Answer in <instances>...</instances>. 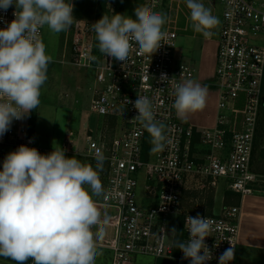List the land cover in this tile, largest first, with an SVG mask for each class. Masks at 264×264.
I'll use <instances>...</instances> for the list:
<instances>
[{"label":"built area","instance_id":"2783aa9c","mask_svg":"<svg viewBox=\"0 0 264 264\" xmlns=\"http://www.w3.org/2000/svg\"><path fill=\"white\" fill-rule=\"evenodd\" d=\"M141 1L142 6L165 15L167 42L174 47L162 42L150 58L141 54L139 46L132 42L127 60L120 62L99 51L92 28L98 20L76 23L71 60L79 68L95 70L90 112L103 117V124L97 134L91 130L85 135L81 150L72 132L67 133L61 148L65 153H79L94 161L97 150L105 157L107 181L96 206L101 220L107 218L108 223L100 225L104 235L97 240V245L112 251V264H133L136 255L191 263L180 249L175 253L176 234L169 231V216L179 215L183 196L206 185L217 189L222 183L241 197L264 196V177L251 171L264 108V0H219L222 20L211 36L218 34L216 72L211 83L219 93L218 118L214 128L203 130L178 118L172 107L175 85L195 78L193 66L175 59L178 28L174 4L176 8L182 5L190 10L185 0ZM14 11L15 7H9L6 12L0 9V28L7 27L15 18ZM42 33L43 27L39 31L41 40ZM162 73L168 81H161ZM141 96L152 101L155 120L165 125L164 147L154 162L149 161V154H144L149 133L135 119L137 110L133 103H127ZM31 129L30 115L14 120L10 130L0 137V147L15 151L20 145H26L41 154H49V149L37 145ZM117 130L119 133H113ZM141 173L146 182L142 203L137 196ZM197 215H183L182 242L186 243L189 236L186 216ZM199 215L207 217L210 223V236L205 238V243L213 258L206 263L219 264V257L231 246L230 242L235 246V253L229 264H240L236 258L240 206L230 205L220 213ZM162 226L164 233H161ZM164 234L168 237L161 239Z\"/></svg>","mask_w":264,"mask_h":264},{"label":"clouds","instance_id":"9594fccd","mask_svg":"<svg viewBox=\"0 0 264 264\" xmlns=\"http://www.w3.org/2000/svg\"><path fill=\"white\" fill-rule=\"evenodd\" d=\"M185 3L193 31L210 38L219 24L218 17L202 0ZM13 4L15 18L0 28V137L10 130L14 120L24 119L40 104L41 88L52 61L39 38L40 29L47 26L58 34L69 29L75 18L71 0H0V9L6 12ZM134 15L104 14L92 24L102 54L125 62L132 42L150 58L162 42L171 45L164 30V14L140 6L134 9ZM160 78L168 81L166 74ZM173 94L172 107L178 118L184 119L206 106L207 88L195 81L176 84ZM127 103H133L137 110L135 119L150 134L153 150H162L165 125L155 120L152 101L141 96ZM65 151L54 148L44 155L36 148L20 145L5 157L0 171V257L16 264H26L30 258L32 264H95L101 255L97 240L104 235L100 225L108 220H101L93 197L104 192L99 171L105 157L97 150L94 169L75 157H66ZM94 227L99 229L95 233ZM185 228L189 233L187 242L176 241L175 247L191 264H206L213 258L205 243L210 236L209 220L199 214L186 216ZM176 233L172 228L171 234ZM166 237L161 235V239ZM229 244L219 264L234 259L235 246Z\"/></svg>","mask_w":264,"mask_h":264},{"label":"rangeland","instance_id":"374dc122","mask_svg":"<svg viewBox=\"0 0 264 264\" xmlns=\"http://www.w3.org/2000/svg\"><path fill=\"white\" fill-rule=\"evenodd\" d=\"M114 1L117 2L118 0ZM73 32V29L69 28L66 31L54 34L47 26L43 27L41 41L46 46V52L52 57L53 62H51L52 65L47 71V80L41 88L40 104L31 112L30 116L31 131L35 136L37 145L49 149L50 152L54 148H61L67 133L70 132L74 133L81 150L85 145V135L91 130L94 134H97L103 124V117L90 112L91 87L95 78V70L93 68H79L69 58L65 62L57 61L62 58L63 52H66L68 48L71 52ZM113 133H119V130L113 131ZM153 148L154 145L151 142L148 157L151 162L156 160L159 152V150L154 151ZM10 152H12V148L6 147L5 156ZM78 152L80 151L78 150ZM65 155L69 158L75 157L82 163L90 164L94 169L96 167V161L90 160L79 153H65ZM107 171V164L103 162V168L99 171L103 188L107 181ZM251 171L264 177V108L255 138ZM138 182L137 196L141 199L146 185L143 173L138 176ZM199 190L183 196V205L179 217L176 214L169 216L170 233L172 228H177V224L182 225L183 215L186 213L212 215L220 213L223 207L230 206L223 199L220 202L218 188L211 189L206 185ZM100 197H93V199L98 201ZM136 256L135 260L139 262L144 259L150 260L149 257H145L147 255ZM0 264L6 263L0 262ZM100 264H104V261L101 260Z\"/></svg>","mask_w":264,"mask_h":264},{"label":"crops","instance_id":"0c3cea01","mask_svg":"<svg viewBox=\"0 0 264 264\" xmlns=\"http://www.w3.org/2000/svg\"><path fill=\"white\" fill-rule=\"evenodd\" d=\"M102 1L106 4V15L109 17L119 13L135 18L134 9L142 6L141 0H118L117 2L114 0H71L74 4L73 16L75 18L72 24L74 26L70 27V29L74 31L76 23L84 24L97 20ZM202 3L205 7L211 9L213 15L218 17L220 24L222 6L219 0H202ZM10 7H15V4ZM176 7L177 4H174L173 15L176 18L178 28L175 59L178 62L193 66L195 78L192 81L206 87L208 92L206 106L200 111L189 114L184 120L200 130L214 128L218 118L219 93L211 86V83L216 72L218 34L216 32L214 37L205 38L202 34L193 31L189 20L190 11L186 10L182 5H180V8ZM73 37L74 32L72 47ZM72 47L71 52L70 48H68L66 52H63L62 58L57 61L65 62L67 58L71 59ZM68 52L70 53L68 54ZM5 157V148L0 147V171H2ZM227 191L226 185L222 183L218 188L220 202L223 199L227 204L240 206L241 208L237 261L240 264H264V196L246 195L241 197L238 194L230 191L228 193ZM99 201H101V197L95 202ZM177 216L179 217L178 214ZM92 230L95 233L97 228L94 227ZM97 246L101 255L96 258L95 264H100L101 260L104 261V264H112V251L99 245ZM136 257H134L133 264H191L175 259L150 256H145L149 257L150 260L144 259L139 262L135 260Z\"/></svg>","mask_w":264,"mask_h":264},{"label":"trees","instance_id":"16d2710c","mask_svg":"<svg viewBox=\"0 0 264 264\" xmlns=\"http://www.w3.org/2000/svg\"><path fill=\"white\" fill-rule=\"evenodd\" d=\"M106 15V4L104 1L101 2L100 4V11L98 13V18L97 20H99L100 18H102L103 15ZM51 63H49L48 65V68H47V71H49L50 67H51ZM32 127V126H31ZM150 143H151V136L150 134L146 137V140H145V146H144V154L145 156H147L149 154V150H150ZM177 233H176V237H175V242L176 241H181L182 242V239H183V230H182V225L179 224L177 225V229H176ZM175 253L177 254V252L179 251L178 248L175 247ZM0 262H4V263H13V264H16L15 261L11 260V259H6V258H3V257H0ZM31 261V258L29 259L28 262H26V264H29Z\"/></svg>","mask_w":264,"mask_h":264}]
</instances>
